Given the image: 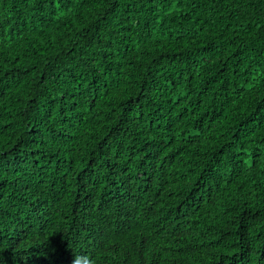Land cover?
Listing matches in <instances>:
<instances>
[{
    "label": "trees",
    "instance_id": "trees-1",
    "mask_svg": "<svg viewBox=\"0 0 264 264\" xmlns=\"http://www.w3.org/2000/svg\"><path fill=\"white\" fill-rule=\"evenodd\" d=\"M264 264V0H0V264Z\"/></svg>",
    "mask_w": 264,
    "mask_h": 264
},
{
    "label": "clouds",
    "instance_id": "clouds-1",
    "mask_svg": "<svg viewBox=\"0 0 264 264\" xmlns=\"http://www.w3.org/2000/svg\"><path fill=\"white\" fill-rule=\"evenodd\" d=\"M81 259H82L81 257L77 256L74 259L73 264H81ZM84 264H91V262L88 259H84Z\"/></svg>",
    "mask_w": 264,
    "mask_h": 264
}]
</instances>
